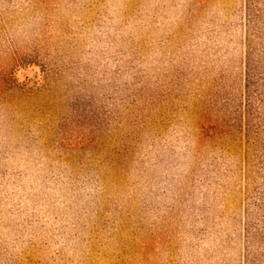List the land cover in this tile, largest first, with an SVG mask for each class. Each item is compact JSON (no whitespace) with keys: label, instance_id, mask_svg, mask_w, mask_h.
Segmentation results:
<instances>
[{"label":"rangeland","instance_id":"1","mask_svg":"<svg viewBox=\"0 0 264 264\" xmlns=\"http://www.w3.org/2000/svg\"><path fill=\"white\" fill-rule=\"evenodd\" d=\"M0 264H264V0H0Z\"/></svg>","mask_w":264,"mask_h":264}]
</instances>
